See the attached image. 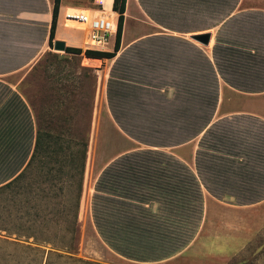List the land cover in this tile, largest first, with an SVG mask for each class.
<instances>
[{
	"label": "crops",
	"instance_id": "1",
	"mask_svg": "<svg viewBox=\"0 0 264 264\" xmlns=\"http://www.w3.org/2000/svg\"><path fill=\"white\" fill-rule=\"evenodd\" d=\"M114 2L61 0L55 41L89 49L67 15L119 21ZM54 6L0 0V187L34 152L22 84L52 51ZM89 60L106 67L80 209L93 235L129 264H230L264 229V0H127L117 56Z\"/></svg>",
	"mask_w": 264,
	"mask_h": 264
},
{
	"label": "trees",
	"instance_id": "2",
	"mask_svg": "<svg viewBox=\"0 0 264 264\" xmlns=\"http://www.w3.org/2000/svg\"><path fill=\"white\" fill-rule=\"evenodd\" d=\"M127 0H115L119 14L113 52L67 48V54L113 59L121 49ZM61 0H55L53 46ZM89 138H63L38 129L26 168L0 187V264H99L78 257L79 222ZM72 203V205H71Z\"/></svg>",
	"mask_w": 264,
	"mask_h": 264
},
{
	"label": "rangeland",
	"instance_id": "3",
	"mask_svg": "<svg viewBox=\"0 0 264 264\" xmlns=\"http://www.w3.org/2000/svg\"><path fill=\"white\" fill-rule=\"evenodd\" d=\"M114 39L112 36L111 48ZM97 64L81 56L56 52L52 47V51L35 65L22 84V90L33 106L39 127L63 138H89L91 147L100 129L99 117L93 125V106L98 116L104 102L106 67H97ZM79 222V258L99 264H129L103 248L93 235L88 213L80 210ZM230 264H264V229Z\"/></svg>",
	"mask_w": 264,
	"mask_h": 264
},
{
	"label": "built area",
	"instance_id": "4",
	"mask_svg": "<svg viewBox=\"0 0 264 264\" xmlns=\"http://www.w3.org/2000/svg\"><path fill=\"white\" fill-rule=\"evenodd\" d=\"M67 19L70 24L88 32L89 50H108L111 37L116 38L118 32L117 18L97 10L69 13Z\"/></svg>",
	"mask_w": 264,
	"mask_h": 264
},
{
	"label": "water",
	"instance_id": "5",
	"mask_svg": "<svg viewBox=\"0 0 264 264\" xmlns=\"http://www.w3.org/2000/svg\"><path fill=\"white\" fill-rule=\"evenodd\" d=\"M210 35H203V36H195L194 39L202 42L205 45H208L210 42ZM54 51L56 52H63L67 53V45L65 42L62 41H55L54 46H53Z\"/></svg>",
	"mask_w": 264,
	"mask_h": 264
},
{
	"label": "bare ground",
	"instance_id": "6",
	"mask_svg": "<svg viewBox=\"0 0 264 264\" xmlns=\"http://www.w3.org/2000/svg\"><path fill=\"white\" fill-rule=\"evenodd\" d=\"M76 13H79V12H76ZM114 17L116 18V15H114ZM88 61H91V60L88 59ZM86 202H87L86 201V198H83L82 206H85L86 205Z\"/></svg>",
	"mask_w": 264,
	"mask_h": 264
}]
</instances>
